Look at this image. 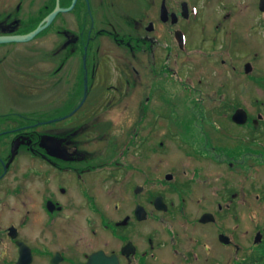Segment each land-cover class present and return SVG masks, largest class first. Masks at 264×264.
Returning a JSON list of instances; mask_svg holds the SVG:
<instances>
[{
	"label": "flooded vegetation",
	"instance_id": "flooded-vegetation-1",
	"mask_svg": "<svg viewBox=\"0 0 264 264\" xmlns=\"http://www.w3.org/2000/svg\"><path fill=\"white\" fill-rule=\"evenodd\" d=\"M175 1L0 0V98H34L42 84H68L65 100L50 101L44 110L21 112L11 101L0 102V264H199L205 257L196 248L203 244L209 253L202 242L208 236L224 259L243 247L225 219L247 203V186H234L225 174L240 171L248 182L249 171L264 164V109L256 100L254 115L237 100L236 86L244 91L250 80H264V0H252L251 11L248 0L241 9L239 0ZM253 33L258 37L248 42ZM209 42L215 44L211 54ZM220 47L227 77L216 93L226 104L210 110L223 116L226 109L232 125H189L185 133L167 127L189 156L225 167L208 195H198L200 213H193L191 186L205 175L202 166L190 175L180 169L185 178L174 184L177 199L154 191L153 145L175 142L155 136L158 125H119L111 138L105 125L84 124L90 112L109 108L163 111L175 88L180 99L189 91L187 106L209 109L213 94L205 77L183 68L192 55L216 56ZM140 51L147 57L138 68ZM31 80L41 84L23 90ZM239 109L247 113L242 124L233 118ZM158 197L163 209L156 207ZM207 213L213 220L202 222ZM195 226L206 230L204 238ZM257 231L254 245H263L264 231ZM186 234L192 244L183 252ZM217 255L212 264L222 262Z\"/></svg>",
	"mask_w": 264,
	"mask_h": 264
},
{
	"label": "rangeland",
	"instance_id": "rangeland-1",
	"mask_svg": "<svg viewBox=\"0 0 264 264\" xmlns=\"http://www.w3.org/2000/svg\"><path fill=\"white\" fill-rule=\"evenodd\" d=\"M246 0H239V8L243 5V2ZM176 2L175 0H171L172 5ZM254 2V1H253ZM250 10L253 7L252 0L247 1ZM254 23V19L252 21ZM129 26V25H128ZM255 37H258L257 34H249L248 42H252L251 40ZM261 43L264 44V34H260ZM60 43V42H59ZM206 51H209L210 54L215 52V44H212L211 42L205 44ZM43 47V46H42ZM264 47V45H263ZM127 50L126 52H128ZM225 48L220 47V52L216 56H202V55H192L191 60L188 58L185 60V66L183 70L188 74L193 75H202L205 77V85L210 92V94H213V96L209 97L206 102V106L209 109H202L197 108L195 106H187L185 104V101L189 95V91H186L182 98L180 99L178 97V94L175 92L178 90V88H175L174 91L170 90L168 93V107L163 111H156V112H147L144 108L141 109V111H144L142 113H133L131 109L130 111L125 112L126 109H115V108H109L106 109L103 113H93L90 112L88 115V121L85 119L84 125H105V128L107 132H109V137L114 138L118 136L117 130H119V125H158L157 130H155L154 135L155 136H163L165 138L169 137L171 139H174L175 142H172L171 140L168 141L167 145L165 147L159 146L158 144L153 145V153H154V170L157 172L154 174V191L159 192L163 191V194L169 198V196L174 197L175 199L178 198V192L175 191L174 184H177V181L181 180L182 178H185V176L181 174L180 169L181 168H187L189 169V174L191 173L192 169L196 166H202L205 171L204 176L198 177L193 186H191V191L194 193L193 195V201L196 203L194 212L198 210V213H200L201 208H199L197 199L198 195L203 196L205 193L208 195V192L211 190V187H213V184L211 183L212 178L217 174H220L225 167L221 166V163H213L211 159H201L198 160L195 158V156H189L187 152L185 151L184 147L185 145L178 144V138L179 136H171L169 134L168 126L169 125H176L175 127V133L184 131L187 132L188 130L191 131V127L189 125H232L228 119L224 116L225 114L229 113L226 109L223 110L222 113L223 116L217 115L219 113H216L213 110H210L211 108H217L221 103L224 101L223 98L219 96V92L216 93L217 90H223L226 86V66L223 65L220 61V55L221 53H224ZM122 52V57H125V53ZM138 60L140 62L137 63V67H143L146 61V53L144 51L138 52ZM130 54L127 53V58H130ZM259 64L264 69V50H263V57L259 61ZM117 65H113V74L118 73V71H114V68H116ZM111 67V68H112ZM43 70V67H41V71ZM184 72V73H185ZM58 79V78H57ZM242 81V79H241ZM59 82V81H58ZM25 86H23V90H30L28 88L29 84H33L32 90L34 89V84H41L38 82H35L31 80L30 82H24ZM238 87L237 89V100H239L240 103L244 101V104L246 107H249L250 111L256 115L257 113V105L256 100H259L258 107L264 109V105H261L260 103H264V80H262L260 83L261 85H258L257 81L250 80L247 85L244 86L243 90L239 88L241 83L237 82ZM64 87L61 88H55L52 87L49 83L42 84L41 91L37 93L34 98H31L29 96H22L18 97L15 95L10 94L9 98H0V102H3L6 104L7 102L11 101L13 106V110L21 111V112H34L36 110V107H42V110L47 109L50 107V101H55L57 105L61 104V101L65 100V92H63L65 89L68 88V84L66 81L62 83ZM247 87V89L245 88ZM18 89V88H17ZM57 91V93H55ZM144 93V92H143ZM182 94V93H181ZM12 97V98H11ZM14 97V98H13ZM118 100V99H117ZM155 100H157L155 98ZM142 106L146 105L144 100L142 99ZM222 101V102H221ZM194 104L196 103V99L192 101ZM28 103V104H27ZM106 103V102H105ZM27 104V105H26ZM222 103L221 106H223ZM124 105H122L123 107ZM118 108L121 106L118 105ZM135 108V107H132ZM66 107L63 111H65ZM130 109V108H128ZM77 117L79 118V121L83 122V114H78ZM188 125V126H187ZM180 135V134H178ZM113 144V141H108L106 144L107 149L111 147ZM185 163V164H184ZM137 164L140 165L138 159ZM184 166L182 167V165ZM171 172L174 175L173 180L169 181L165 178V175ZM212 172L214 174L212 175ZM250 176L248 175V182L246 180V175L241 173L240 171L237 172H231L228 173L229 175L225 174L227 177H230V180L232 181V184L236 187L239 186H247V203L246 204H239V207H237L232 215L228 217V219H225L226 224L231 229L233 235L235 236V241L243 244V247L240 248L239 251H237L235 248H233V251H231V259L229 260L225 255V259L221 254L220 249H222L219 245L218 248H216L214 241L208 236L209 240H204V244L208 243L209 253L206 252V246L201 244L200 250L196 248V252L202 253L205 259L202 261H199V264H212L214 256L218 254V259L222 260L220 264H242L243 258L246 256H254L253 253L259 250V245H254V238L257 235V230H263L264 231V164L261 166H256L252 170L249 171ZM159 176L156 177V176ZM204 180H208L207 182ZM204 181V182H203ZM203 183H206L205 186H203V191L200 190V185ZM250 182L253 184L251 188L249 187ZM208 184V185H207ZM165 187V188H163ZM195 187V188H194ZM262 195V198L259 199L257 197V194ZM160 215L163 216L161 213ZM192 229H197L198 236L201 238L205 237L206 230L204 228H197V226L193 227ZM201 229V230H200ZM205 231V232H204ZM208 234V233H207ZM186 242L181 244V247L179 246V249H181L184 252V249H187L191 246L192 242L189 240V235H185ZM258 241V240H257ZM256 243V242H255ZM205 249V250H204ZM212 250V251H211ZM225 252V251H224ZM226 253V252H225ZM179 256H175L174 261L176 263L179 262ZM219 263V262H218ZM172 264V262H171ZM180 264H183L182 262ZM188 264V263H186Z\"/></svg>",
	"mask_w": 264,
	"mask_h": 264
},
{
	"label": "water",
	"instance_id": "water-1",
	"mask_svg": "<svg viewBox=\"0 0 264 264\" xmlns=\"http://www.w3.org/2000/svg\"><path fill=\"white\" fill-rule=\"evenodd\" d=\"M17 39H19V38H17ZM233 118L238 123H241V124L245 123L247 121V113L245 110L239 109L234 113ZM168 178H172V177L169 175ZM155 203H156V207L158 209H163L165 207V204H164L163 199L161 197L156 198ZM211 216H212V214H209V213L204 214L201 217V221L207 222V221L213 220V219H211ZM259 235H260V233L256 235V237H255L256 241L260 238ZM220 239H221V241H223L225 243L229 242L228 238L225 235H220Z\"/></svg>",
	"mask_w": 264,
	"mask_h": 264
},
{
	"label": "trees",
	"instance_id": "trees-1",
	"mask_svg": "<svg viewBox=\"0 0 264 264\" xmlns=\"http://www.w3.org/2000/svg\"><path fill=\"white\" fill-rule=\"evenodd\" d=\"M254 256H247V259L242 261V264H264V243L259 245V250L253 253Z\"/></svg>",
	"mask_w": 264,
	"mask_h": 264
}]
</instances>
